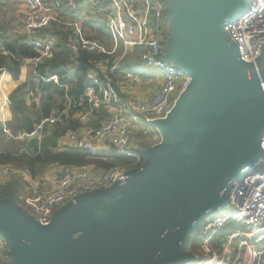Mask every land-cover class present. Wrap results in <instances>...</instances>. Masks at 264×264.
I'll return each mask as SVG.
<instances>
[{"label": "water", "instance_id": "95a60500", "mask_svg": "<svg viewBox=\"0 0 264 264\" xmlns=\"http://www.w3.org/2000/svg\"><path fill=\"white\" fill-rule=\"evenodd\" d=\"M247 0H168V57L191 77L167 143L115 187L63 207L43 227L15 198L0 200V237L13 264H183L190 232L223 208L239 175L264 158V52L237 57L223 32ZM179 105V106H178ZM169 116V115H168Z\"/></svg>", "mask_w": 264, "mask_h": 264}, {"label": "built area", "instance_id": "2783aa9c", "mask_svg": "<svg viewBox=\"0 0 264 264\" xmlns=\"http://www.w3.org/2000/svg\"><path fill=\"white\" fill-rule=\"evenodd\" d=\"M23 16L17 34L39 54L26 60L34 67L51 59L59 44L58 38L41 37L40 32L53 23L68 32L66 47L77 55L81 52L112 56L118 47L140 52L143 67L163 78V84L147 101L123 100L121 94L132 91L139 80L135 72L120 64L124 57L110 62L94 61L88 73L92 83L79 103L67 98L68 107L44 119L30 133H21L20 139L42 140L46 130L68 118L69 108L85 103L89 113L77 119L84 126L70 132L67 139L74 148L88 152L93 158L101 152L114 153L139 160L136 143L143 144L152 130L159 133L156 121L167 119L181 94L191 83V77L168 57L171 34L168 0H19ZM89 19L101 21L113 49L87 35ZM224 34L234 45L237 57L243 63L255 65L264 52V0H247L243 11L228 20ZM132 50V52H133ZM1 54L10 52L1 48ZM39 77L37 73H34ZM120 77L115 80L114 76ZM58 77L43 78L45 83L58 85ZM38 101L34 92L28 102ZM114 113L99 129L86 127L89 115L99 108ZM160 134V133H159ZM264 149V136L262 138ZM106 150V151H105ZM140 169V168H139ZM139 169L114 168L94 177L86 169L66 170L62 177L57 173L32 178L26 171L9 165H0L6 177H19L28 188L22 199L25 210L43 227L49 226L57 212L78 199L97 192L107 191L127 180L129 172ZM20 204V203H18ZM186 253L191 256L183 264H264V158L254 174L244 175L233 182L227 204L208 214L189 234ZM200 253V255H199ZM10 248L0 237V261L8 262ZM9 263V262H8Z\"/></svg>", "mask_w": 264, "mask_h": 264}, {"label": "trees", "instance_id": "16d2710c", "mask_svg": "<svg viewBox=\"0 0 264 264\" xmlns=\"http://www.w3.org/2000/svg\"><path fill=\"white\" fill-rule=\"evenodd\" d=\"M6 14L5 4L0 2V76L6 72L14 82H18L25 65L24 62L38 58L39 54L27 43L25 37L13 34L12 23L8 21ZM87 27L98 38L104 31V25L96 19H91ZM39 36L58 38L59 44L54 56L35 67L33 66L26 83L17 87L8 98L12 120L5 125H0V165H9L15 169L26 171L32 178L42 177L54 167L68 170L94 167L105 172L114 168H141L145 163V152L142 150H136L139 156V160H136L116 154L114 151L111 153L101 152L99 156L93 158L88 152L78 148H59L61 138L83 128L84 125L80 123L77 116L89 113L86 103L79 108H69L68 118H64L62 123L51 127L40 141L13 139L21 133H30L44 119L64 111L68 107L67 98H71L75 103L82 101L85 90L92 84L88 79V73L94 69V61L108 59L112 62L117 56L123 54V50H120L112 56L87 52L75 55L66 47L68 32L56 23H53L50 28L42 30ZM2 47L10 52L8 56L1 54ZM139 59L140 52L138 50L127 55L123 61L125 69L140 73ZM34 73H37L39 77H36ZM52 76L58 77V85L43 82V78ZM119 77V75L114 76L115 80ZM32 92L38 98L34 104L28 102ZM110 116L109 111L101 107L89 115L86 127L97 130ZM4 129L10 132L11 138L7 147L1 148ZM65 174L66 172H61L59 176L62 177ZM18 197L17 190L0 191V200L18 199Z\"/></svg>", "mask_w": 264, "mask_h": 264}, {"label": "crops", "instance_id": "0c3cea01", "mask_svg": "<svg viewBox=\"0 0 264 264\" xmlns=\"http://www.w3.org/2000/svg\"><path fill=\"white\" fill-rule=\"evenodd\" d=\"M0 2L5 4L6 13H8L11 9L13 12L12 17L15 16V19L17 17L16 20L14 19L12 32L16 36H21L20 34L19 35L17 34L18 26H19L20 21H21L22 16H23V7H22L21 3L19 2V0H0ZM14 7H16L18 9L17 12H15ZM11 21H12V19H11ZM89 21H90V19H89ZM88 22H87V24H88ZM87 24H86V27H87ZM134 51L135 50H133V52ZM133 52H132V54H133ZM24 63H25V65L22 68L20 80L18 82H14L12 80L11 76L6 72L2 73V75L0 76V125H5L6 123H8L12 120V114H11L10 109H9L8 98H9L10 94L17 87L26 83L30 73L32 72V71H30V73H29V71H27L28 67L30 68V66H32V70H33V65L30 62L25 61ZM135 73L139 76L138 77L139 80L135 83L134 89L132 91H130V92L126 91V92L121 94L122 99L123 100L133 99V100L140 101V102L147 101V100L151 99L155 95V93L159 90L161 85L163 84V82H164L163 78L157 76L155 72L148 70L146 68H145V72H142V74H140L141 72L140 73L135 72ZM112 113H114V110H110L111 115H112ZM49 129H51V128H49ZM49 129L46 131V134L50 131ZM4 132L5 133L2 137L3 142L1 143V148H6L7 143H8V141H10V138H11L9 131L4 129ZM13 139L19 140V141L27 140V139L21 140L20 134L16 137H13ZM67 147H73V146L71 145V143L69 142V140L65 136L59 140V148L63 149V148H67ZM86 169L94 177H99L105 172L103 170L96 169L94 167H88ZM66 170H68V169H64L62 167L61 168L60 167H54V168L50 169V171L46 174H51V173L59 174L61 172H65ZM69 170H77V169H69ZM5 190H9V191H16L17 190L18 191L19 197H18V199L15 198L17 203H22V199L28 195L27 185L25 184V182H23L21 180V178H19L18 176L17 177H15V176L6 177V176H3L0 172V191H5ZM8 262H7L8 264H13L11 262L10 258L8 259ZM0 264H5V263L3 261H0Z\"/></svg>", "mask_w": 264, "mask_h": 264}, {"label": "rangeland", "instance_id": "374dc122", "mask_svg": "<svg viewBox=\"0 0 264 264\" xmlns=\"http://www.w3.org/2000/svg\"><path fill=\"white\" fill-rule=\"evenodd\" d=\"M14 9H15V12L18 11V9L16 7H14ZM12 14H13V12L10 9V11L6 14V16H7V19H8L9 22L12 19L11 23H12V27H13V23H14L15 16L12 17ZM16 19H17V17H16ZM87 35L92 36V37L98 39L101 43H104V45L106 46V48H109L110 47L109 50H112L114 48L113 45H112V43H111V41L109 40V37H108L107 32L104 33L102 31V34H101L100 38H98V37H95L96 35L92 32V30L87 29ZM120 50H123V54L120 55V56H117L114 59V61H117L121 57H124V59H125V57L127 55H131L133 48H128V52H125V49L123 47H118L115 50V52H114L113 55H116ZM123 61L122 62L119 61L122 66L124 65ZM139 70L141 72L140 74H142V72H145V68L142 67V66L139 68ZM27 71H29V73H30V71H32V66H30V68L28 67V70ZM162 141H163V138H162L161 134H159L155 130H152V133L150 134L149 139H146L143 144L136 143V147H137V150H142V151L146 152V151H148L150 149H154V148L158 147L162 143ZM239 178H242V175H239ZM18 205L23 209V205L21 203L18 204ZM199 255H200V253H199Z\"/></svg>", "mask_w": 264, "mask_h": 264}, {"label": "bare ground", "instance_id": "6f19581e", "mask_svg": "<svg viewBox=\"0 0 264 264\" xmlns=\"http://www.w3.org/2000/svg\"><path fill=\"white\" fill-rule=\"evenodd\" d=\"M178 106H179V105H178ZM173 113H174V112H171V113L169 114L168 117L171 118V116L173 115ZM168 117H167V119H164L163 121H169L170 118H168ZM160 131H161V133H162V135H163V141H162V143L157 147V150H159V149H161L162 147H164V146L166 145V143H167V137H166V134H165L164 130H163V131L160 130Z\"/></svg>", "mask_w": 264, "mask_h": 264}]
</instances>
